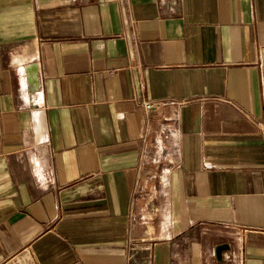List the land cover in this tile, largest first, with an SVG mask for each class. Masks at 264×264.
Here are the masks:
<instances>
[{"label": "crops", "instance_id": "1", "mask_svg": "<svg viewBox=\"0 0 264 264\" xmlns=\"http://www.w3.org/2000/svg\"><path fill=\"white\" fill-rule=\"evenodd\" d=\"M263 126L264 0H0V264H264Z\"/></svg>", "mask_w": 264, "mask_h": 264}, {"label": "built area", "instance_id": "2", "mask_svg": "<svg viewBox=\"0 0 264 264\" xmlns=\"http://www.w3.org/2000/svg\"><path fill=\"white\" fill-rule=\"evenodd\" d=\"M136 34L135 31H133V35L130 36V39L135 42L136 40ZM162 102L158 101V102H152V101H148V100H142L140 101V105L145 109V110H149L152 107H157L158 105H160ZM262 131L264 132V126L262 127Z\"/></svg>", "mask_w": 264, "mask_h": 264}]
</instances>
